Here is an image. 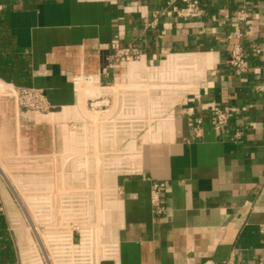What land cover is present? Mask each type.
I'll use <instances>...</instances> for the list:
<instances>
[{"label":"crops","instance_id":"obj_1","mask_svg":"<svg viewBox=\"0 0 264 264\" xmlns=\"http://www.w3.org/2000/svg\"><path fill=\"white\" fill-rule=\"evenodd\" d=\"M199 1L179 19L169 0H0V87L16 90L0 156L17 182L0 178V262L264 263V0ZM127 46L139 60H110ZM18 88L52 110L18 108ZM213 107L232 113L220 131ZM20 205L41 249L21 248Z\"/></svg>","mask_w":264,"mask_h":264},{"label":"built area","instance_id":"obj_2","mask_svg":"<svg viewBox=\"0 0 264 264\" xmlns=\"http://www.w3.org/2000/svg\"><path fill=\"white\" fill-rule=\"evenodd\" d=\"M180 6V7H179ZM174 12L175 16L179 19L197 18L203 14L199 0H171L168 3V9ZM238 20L244 21L247 18V14L241 11L238 14ZM132 58L139 60L140 53L132 46L116 49L113 54L110 55V60H124ZM230 64L240 72H247L250 70L247 57L243 51V48L239 43L235 44L231 51ZM258 90H264V84L258 87ZM18 101L20 106L24 109L34 112H49L52 110V106L48 100V97L44 90L39 88H18ZM107 106V103L104 107ZM90 107L93 109H100L102 106L97 102H91ZM211 119L214 127L217 131H220L225 126L232 116L231 110L228 108L221 109L218 107L211 108ZM199 124L200 120H196ZM165 184L155 183L153 185L154 201L157 203L159 200V192L164 188ZM264 186V185H263ZM160 211L162 208H158ZM0 214L3 213V209L0 203ZM43 252L45 254L44 248ZM0 264H19L18 262H0ZM264 264V263H261Z\"/></svg>","mask_w":264,"mask_h":264},{"label":"rangeland","instance_id":"obj_3","mask_svg":"<svg viewBox=\"0 0 264 264\" xmlns=\"http://www.w3.org/2000/svg\"><path fill=\"white\" fill-rule=\"evenodd\" d=\"M170 1L171 0H169V2ZM164 12H172L174 14V12L171 10V8L168 9V5H167V8L164 9ZM203 12H204V10H203ZM197 18H199V17H197ZM10 94H13V95L16 94V90H14L13 88L12 89H8V88L5 89L4 87H0V95L1 96L10 95ZM17 103H18V108H21V109H23L24 111H27V112L34 113V111L24 109V108H22L20 106V103L18 101V92H17ZM5 119L6 118L3 117V121H5ZM70 129L74 131L75 124H72V127H70ZM19 135L21 136V139L19 138L20 141H23V140L26 141V140H28V137L26 135H24V133L22 135L21 134H19ZM83 149H84L83 152H86L87 151L86 148H83ZM6 159L0 156V178L3 179L4 185L7 187V189L9 190V192H11L12 191V188H16L17 182H16V179L15 178H14V181H13V179H11L12 178L11 175L14 176L15 174L12 172L14 170L11 168L12 166L10 165L9 160H6ZM13 167H15V165H13ZM105 167L106 166H103V168H105ZM12 184L15 185V187L14 186L12 187ZM18 188L21 189L22 187H19L18 186ZM100 190H102V188H100ZM13 198H14V196H13ZM0 203H1V206H2V209H3V213L6 214L5 203L3 202V200L1 199V197H0ZM16 203L18 204L17 201H16ZM100 206H102V205H100ZM21 208L22 207L20 205V209ZM21 215L22 216L19 219L18 218H15L16 224L14 225V231L17 233V238L20 241L21 248H26L27 247V244H29V242H30V237L33 236V239H34V241H35V243L37 245V248L38 249H41L40 246L37 244L38 243V241H37L38 238H36V236H34V234H33L34 232L31 229V225L26 220V216L24 215V209H23V211L21 210ZM39 215L41 216L42 214H39ZM35 216H37V214ZM17 223H19V224H17ZM39 232H40V236L44 235V229L42 227H39L38 228V232L37 233H39Z\"/></svg>","mask_w":264,"mask_h":264},{"label":"bare ground","instance_id":"obj_4","mask_svg":"<svg viewBox=\"0 0 264 264\" xmlns=\"http://www.w3.org/2000/svg\"><path fill=\"white\" fill-rule=\"evenodd\" d=\"M35 230V229H34Z\"/></svg>","mask_w":264,"mask_h":264}]
</instances>
